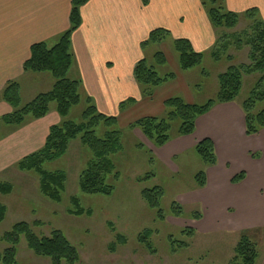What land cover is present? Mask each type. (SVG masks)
I'll return each instance as SVG.
<instances>
[{
    "label": "rangeland",
    "instance_id": "1",
    "mask_svg": "<svg viewBox=\"0 0 264 264\" xmlns=\"http://www.w3.org/2000/svg\"><path fill=\"white\" fill-rule=\"evenodd\" d=\"M223 4L226 8L225 0ZM207 6H211L209 2ZM258 16L263 20L259 12ZM250 22L242 15L239 25L232 32L247 31ZM57 42L48 46L52 47ZM173 44V38L169 35L161 44L147 45L142 50L143 58L149 66H155V53L167 51V45L171 46L177 56ZM213 52L212 49L204 52L202 64L185 72L190 90L188 93L177 89V97L184 100L192 98L194 104L205 105L218 96L219 75L225 73L230 66L249 64V48L239 50L233 45L226 53L221 52L219 60L213 57ZM229 55L234 57L232 62L228 60ZM156 70L161 77L171 73L176 75L177 72L170 58L165 66L156 67ZM263 76L264 72L245 75L237 103L248 100L254 92H264V82L259 83ZM69 78L82 81L73 71L70 72ZM17 82L21 87V106L24 107L37 95L49 92L55 80L47 72L29 73ZM81 97V103L71 110L68 121H83V113L88 107V96L83 87ZM0 98L3 100L2 94ZM128 105L130 104H126ZM55 109L56 105L53 104L51 110ZM261 110H264V99L259 100L255 106V112ZM140 116L142 115L139 112H132L118 119L115 129L121 132L123 150L111 156L119 178L116 179L113 175L107 177V184L114 188L110 196L81 192L80 176L93 155L89 148L82 145L80 138L71 142L64 157L44 165L46 171H63L67 175L66 190L61 203L41 195L39 178L34 173H23L16 166L7 172V177H0V183H10L14 186L12 194H0V204L4 205L8 212L7 218L0 224V235L9 231L16 223L33 224L40 221L44 225L35 228V232L48 235L52 230H60L80 252L78 264H229L235 257L234 251L242 233L247 231L258 246L259 257L256 264H264V228L232 227L230 223H233L232 220L237 214L238 217L242 216L232 206L223 210L227 218L213 216L205 201L196 196L202 190L197 187L195 177L200 171L206 170V167L195 149H187L178 157L159 159L153 151L159 148L154 147L139 130L131 128L135 121L142 118ZM164 116L165 113L158 117ZM31 119L29 117L27 120ZM179 126L180 122L175 121L171 131L173 136ZM24 127L6 125L0 118V141ZM108 130L112 129L100 126L96 130L97 135L102 138ZM256 153L258 158L264 159L263 150L254 152ZM147 175H150V178L143 182L137 181ZM155 187L164 191L159 209L149 207L141 194L143 190ZM260 194L264 196L263 188L260 189ZM72 197H78L81 205L92 211V216L78 217L68 214L67 211L72 208ZM174 202L182 206V218L172 215ZM159 210L163 211L164 220L159 217ZM196 212L203 214L202 220L191 218ZM189 228L194 229L195 234L184 233L185 229ZM145 230L152 231L154 253L139 241V235ZM118 234L127 238V244L113 252L110 245L116 241ZM6 247V244L0 243V252ZM17 260L18 264H51L49 259L37 257L28 249L25 237H22L18 246Z\"/></svg>",
    "mask_w": 264,
    "mask_h": 264
},
{
    "label": "crops",
    "instance_id": "2",
    "mask_svg": "<svg viewBox=\"0 0 264 264\" xmlns=\"http://www.w3.org/2000/svg\"><path fill=\"white\" fill-rule=\"evenodd\" d=\"M71 2L0 0V96L7 83L29 74L23 65L33 44L55 43L69 29ZM225 4L227 10L238 14L257 9L264 20V0H225ZM81 17V26L72 37L75 63L70 72L80 77L84 92L98 110L117 120L132 112H139L142 118L158 117L165 113V101L177 96V89L189 93L187 71L180 68L178 55L167 45L163 53L177 71L175 79L156 88L151 98L143 96L134 69L143 59L141 45L151 31L166 29L173 41L187 39L200 53L213 49L218 37L202 0H150L147 6L141 0H90L81 8ZM129 99L135 103L121 110L120 105ZM185 101L194 104L192 98ZM11 112V106L0 98V118ZM60 122L56 109L51 110L43 119L26 120L21 125L24 129L0 141V177H7L19 161L39 151L50 127ZM204 139L212 140L218 163L206 168L207 186L197 198L205 201L213 216L223 219L227 218L225 208L237 209L242 216L237 214L232 227L264 228V196L260 194L264 159L253 157L258 155L254 152L264 151V130L246 136L241 104H217L197 120L193 135L176 137L153 151L161 160L178 157ZM242 172L245 180L232 184Z\"/></svg>",
    "mask_w": 264,
    "mask_h": 264
},
{
    "label": "trees",
    "instance_id": "3",
    "mask_svg": "<svg viewBox=\"0 0 264 264\" xmlns=\"http://www.w3.org/2000/svg\"><path fill=\"white\" fill-rule=\"evenodd\" d=\"M90 0H72L70 13V27L60 37L59 41L52 47L45 42L32 45L30 57L24 62L25 73L42 74L50 73L55 80L53 88L46 93L37 95L29 104L21 106V87L17 81L7 83L2 91L3 100L8 103L12 112L1 117V121L9 126H21L30 117L34 120L45 118L51 111V106L56 105V112L61 122L50 127L44 146L37 152L24 157L17 164V168L23 173H34L39 178V189L45 198L61 203L63 193L66 190L67 175L63 171L49 172L44 165L64 157L71 142L81 139L83 146L90 149L93 158L80 176V190L89 195L110 196L114 188L107 184V177L119 178L111 156L123 150L121 132L116 130L118 124L116 116L101 113L93 100L88 97V107L83 113V121L75 123L68 121L71 110L78 106L81 101L82 82L69 78V72L74 63L72 52L73 34L80 28L82 23L81 8ZM147 6L150 0H141ZM207 2L211 6H207ZM224 0H202L207 10L210 22L217 32V42L213 47V57L219 60L221 52L236 46L239 50L249 48V64L230 66L227 71L218 77L219 93L216 99L208 101L205 105H196L186 102L183 98L173 97L165 101V116L162 118L147 116L135 121L131 128L137 129L156 148H163L174 138L191 136L196 131L197 120L209 113L217 104L235 103L243 86L245 75L257 72H264V20L258 18V10L251 9L244 14H238L227 10L223 4ZM245 16L251 22L247 31L241 33L232 32L240 23L241 17ZM232 32V33H228ZM170 32L163 28L154 29L149 37L142 43V48L150 44L163 43ZM174 50L178 55L180 68L183 71L194 69L202 64L203 53L194 50L191 42L187 39L174 40ZM234 57L228 56L232 62ZM155 66H149L145 58L141 59L135 66L134 77L145 97L151 98L156 88L175 79L171 73L161 77L156 67L167 64L163 52L154 55ZM264 82V76L259 83ZM258 83V84H259ZM260 85V84H259ZM264 99V92H254L253 96L241 103L245 115V134L248 137L259 135L264 130V110L255 112L256 103ZM135 103L129 99L120 105L124 109L126 104ZM180 122L179 129L175 136L171 131L175 121ZM104 126L108 129L101 138L97 135V128ZM195 152L199 155L205 167H214L218 163L214 144L210 139L200 141ZM253 157H257L256 155ZM150 178V175L139 178L138 182ZM246 178L245 172L238 174L232 179V184H239ZM199 189L207 186L206 171H200L195 177ZM14 186L10 183H0V194L10 195ZM142 198L151 208H160V199L164 191L160 187L145 189L142 191ZM71 206L67 212L72 216H92V211L81 205L78 197L71 198ZM7 208L0 204V224L7 218ZM159 217L165 219L163 211L159 210ZM172 215L175 218H182L184 210L178 202L172 205ZM191 218L200 221L203 218L201 213H193ZM44 224L40 221L33 224L27 222L16 223L9 231L0 235V243L7 247L0 252V264H18V246L22 237H25L27 247L37 257L49 259L51 264H78L80 252L70 240L60 231L52 230L48 235H40L35 228H41ZM184 233L195 234L194 229H185ZM152 231L145 230L139 235V241L147 249L154 251L151 242ZM127 244V238L123 235H116V241L110 245L115 252L120 246ZM235 257L229 264H256L259 257L256 242L244 231L235 248ZM154 253V252H153Z\"/></svg>",
    "mask_w": 264,
    "mask_h": 264
}]
</instances>
